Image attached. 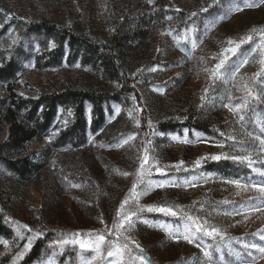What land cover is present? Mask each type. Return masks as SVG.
<instances>
[{
	"label": "trees",
	"instance_id": "1",
	"mask_svg": "<svg viewBox=\"0 0 264 264\" xmlns=\"http://www.w3.org/2000/svg\"><path fill=\"white\" fill-rule=\"evenodd\" d=\"M261 209L264 0H0V264H259Z\"/></svg>",
	"mask_w": 264,
	"mask_h": 264
},
{
	"label": "rangeland",
	"instance_id": "2",
	"mask_svg": "<svg viewBox=\"0 0 264 264\" xmlns=\"http://www.w3.org/2000/svg\"><path fill=\"white\" fill-rule=\"evenodd\" d=\"M32 80H35L32 78ZM41 81H44L41 79ZM234 194L237 198L240 199H248L254 197L256 194L253 190H245V189H236L234 191ZM34 198H35V194ZM249 220L248 223L245 225L243 231L249 230V231H260L264 235V210L255 211L249 214ZM259 264H264V262H261Z\"/></svg>",
	"mask_w": 264,
	"mask_h": 264
}]
</instances>
